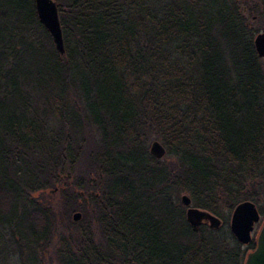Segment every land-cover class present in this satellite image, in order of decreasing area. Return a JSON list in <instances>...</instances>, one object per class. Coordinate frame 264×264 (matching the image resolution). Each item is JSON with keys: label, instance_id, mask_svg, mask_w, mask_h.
I'll return each instance as SVG.
<instances>
[{"label": "trees", "instance_id": "trees-1", "mask_svg": "<svg viewBox=\"0 0 264 264\" xmlns=\"http://www.w3.org/2000/svg\"><path fill=\"white\" fill-rule=\"evenodd\" d=\"M56 3L64 55L34 0H0V241L59 237L58 264H245L256 242L225 225L244 202L264 217V0ZM183 193L222 226L194 232Z\"/></svg>", "mask_w": 264, "mask_h": 264}, {"label": "water", "instance_id": "water-1", "mask_svg": "<svg viewBox=\"0 0 264 264\" xmlns=\"http://www.w3.org/2000/svg\"><path fill=\"white\" fill-rule=\"evenodd\" d=\"M39 22L50 33L56 51L64 55L65 43L60 25L59 10L54 0H34ZM254 48L257 56L264 60V32H260L254 38ZM150 154L158 160H163L167 155L165 146L160 141H153L149 148ZM182 203L187 207V221L194 232L207 224L211 229H219L222 221L211 212L192 206L189 196L182 197ZM74 221L82 219L81 213L74 214ZM258 206L252 202H244L237 205L231 216L230 229L236 241L242 246H248L253 241V233L256 226L262 221ZM245 264H264V222L259 232L254 251L247 255Z\"/></svg>", "mask_w": 264, "mask_h": 264}, {"label": "rangeland", "instance_id": "rangeland-1", "mask_svg": "<svg viewBox=\"0 0 264 264\" xmlns=\"http://www.w3.org/2000/svg\"><path fill=\"white\" fill-rule=\"evenodd\" d=\"M54 1H56V0H54ZM249 23H250L249 26L252 30H254V31L259 30V31H257V34H259L260 32H264L263 24L260 21H257L256 19H254V20L249 19ZM27 89L36 98L38 106H39V110L40 109L44 110V107H45L44 106V98L46 96L45 93L42 91H39V90H34V89L31 90L30 87ZM91 132L94 135V137L96 138V140L99 141V134H98L97 130L92 128ZM91 139H92V137L90 135L89 136V144H90ZM155 140L160 141L157 138L153 137L149 141V144H148L149 148H150L151 143ZM165 160H166V163L170 166H171V164H174L176 161L174 159V157L171 156L170 154L167 155ZM184 195L190 196L187 193H183L180 197H183ZM37 196H39V195H37ZM51 199L55 203H58L60 200V194L54 193V195L52 196ZM55 206H57V204H55ZM58 211H60V209H58ZM232 212L230 214V218H229L228 222L225 225L229 229H230ZM73 217H74V215H73ZM82 218H83V215H82ZM73 221H74V218H73ZM263 222H264V217L262 218V221L255 228V232L253 233L254 242H257L258 235H259V232L262 228ZM68 229H70L72 232H74L75 228L68 227ZM68 229L66 230L67 233L65 232L66 234H68V232L70 233V230H68ZM96 233L98 234L97 231H96ZM59 241H60L59 237H56L54 239V243L52 246L49 245L48 247H44V246L43 247H39V246L38 247H34V246H25L24 247L23 245H18L17 243H14L13 241H11L9 239V237L6 236V238H4L3 240L0 241V262H1V264H58V261L56 260V257H55V252H56L57 247H59ZM54 247H56V248H54ZM242 247L246 248V246H242Z\"/></svg>", "mask_w": 264, "mask_h": 264}]
</instances>
